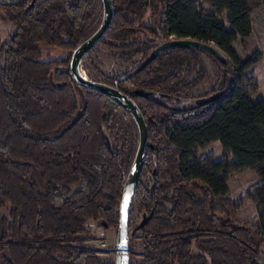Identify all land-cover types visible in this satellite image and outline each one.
Listing matches in <instances>:
<instances>
[{
  "label": "trees",
  "instance_id": "1",
  "mask_svg": "<svg viewBox=\"0 0 264 264\" xmlns=\"http://www.w3.org/2000/svg\"><path fill=\"white\" fill-rule=\"evenodd\" d=\"M93 1L0 2L15 29L0 42V209L7 210L0 218V264H114L78 245L92 237L86 226L99 219L117 231L138 142L132 116L100 92L78 86L69 70L73 50L95 30L89 29ZM112 2L113 19L101 42L138 63L88 77L129 94L148 128L150 145L132 203L147 220L129 240L141 234L143 257L130 264H261L264 100L253 102L247 86L245 72L256 58L240 59L231 45L251 34V13L264 0ZM171 37L214 43L228 54L221 63L218 92L227 88L221 98L198 106L182 96L198 79L188 83L181 74L193 49L162 50L138 69ZM38 43L68 55L40 61ZM214 141L230 161L196 155ZM246 169L259 179L253 225L234 217L235 204L226 196L228 176Z\"/></svg>",
  "mask_w": 264,
  "mask_h": 264
},
{
  "label": "rangeland",
  "instance_id": "2",
  "mask_svg": "<svg viewBox=\"0 0 264 264\" xmlns=\"http://www.w3.org/2000/svg\"><path fill=\"white\" fill-rule=\"evenodd\" d=\"M14 1L17 0H0V2ZM93 2V17L91 23H89L90 31L96 30L102 21V11H100L102 7L101 0H94ZM202 5L205 9H210L207 4L202 3ZM250 18L252 27L251 34L248 37H239L231 47L240 59L246 57L256 58V62L245 72L246 75L251 76V80L247 83V86L251 90L250 99L255 102L264 100V3L254 9ZM14 30L12 24L5 19L4 14L0 11L1 44L9 41ZM101 39L81 60L82 63L80 66L83 67L81 71L87 78H89L88 76L100 78L96 75L97 70H100L104 74L113 75L130 70L137 65V58L131 57L127 52L123 53L122 49L118 47L107 46L105 41L101 42ZM211 44L217 47L214 43ZM37 45L41 51L40 61L57 60L65 58L68 55L64 49L58 46L44 43H38ZM217 48L227 57L228 54L225 51L219 47ZM184 57L186 59L182 61L181 69L183 78L188 83H191L195 78L198 79L194 85H191L182 93V96L195 100L196 98L207 97L218 92V87L222 82L221 71L224 67L221 65V62L212 55L210 56L203 52L198 53V51L189 53ZM196 155L199 158L209 157V162H216L224 157L229 161L231 160L223 152L218 141L209 143L203 148H198ZM258 184L259 179L255 172L249 169L243 170L240 173L230 174L226 181L228 188L226 196L235 204L234 217L249 225H253L258 218V204L253 199L257 192L256 187ZM130 213L129 226L135 227L141 220L142 215L132 205ZM6 214V209H0V218ZM86 230L88 232L87 236L92 234V237H86L78 245L80 247H98L94 240L102 238L106 241V246L102 250L105 253L97 256L101 260L113 261L116 232L113 229L98 225L97 223L87 225ZM142 244L143 238L140 233H137L129 245L131 252L130 263H138L142 260ZM257 259L259 263L264 264V245H261Z\"/></svg>",
  "mask_w": 264,
  "mask_h": 264
},
{
  "label": "water",
  "instance_id": "3",
  "mask_svg": "<svg viewBox=\"0 0 264 264\" xmlns=\"http://www.w3.org/2000/svg\"><path fill=\"white\" fill-rule=\"evenodd\" d=\"M101 3L102 21L98 28L73 50L69 61V70L78 86L95 90L112 99L132 116L137 127V148L122 188V196L119 204L118 225L115 237V249L113 252L114 264H130L131 252L129 249V240L133 237L136 230L142 228L145 225L147 220L146 214L143 213L139 223L132 229L129 227L130 208L133 203L135 190L137 188L145 162L146 149L150 144L148 143V128L147 124L145 123L144 116L132 98L112 85L106 84L103 81H95L85 77L80 71V64L83 56L105 35V32L109 28L113 19L114 7L112 0H101ZM176 47L201 51L203 53L212 55L221 63H225L227 61L225 54H223V52L213 44L190 38H173L163 41L153 48L138 69L140 70L143 68L160 51ZM226 91L227 88L213 93L207 97L196 98L194 103L198 106H202L210 102H215L221 98L226 93ZM106 142L109 146V140L107 138ZM154 174L155 172L153 171V175ZM149 185L151 195L153 196V182H149ZM150 216L151 214L149 217ZM97 224L104 227L108 226L103 219H99Z\"/></svg>",
  "mask_w": 264,
  "mask_h": 264
},
{
  "label": "built area",
  "instance_id": "4",
  "mask_svg": "<svg viewBox=\"0 0 264 264\" xmlns=\"http://www.w3.org/2000/svg\"><path fill=\"white\" fill-rule=\"evenodd\" d=\"M94 241L96 242V244L98 245V247H94V248L88 247V249H84V250L91 251V252H95L98 255L105 253V251L102 252V250H103V247L106 246V241L104 239H102V238L95 239Z\"/></svg>",
  "mask_w": 264,
  "mask_h": 264
},
{
  "label": "flooded vegetation",
  "instance_id": "5",
  "mask_svg": "<svg viewBox=\"0 0 264 264\" xmlns=\"http://www.w3.org/2000/svg\"><path fill=\"white\" fill-rule=\"evenodd\" d=\"M170 39H173V37H171ZM195 51H198V50H195ZM201 51H198V53H200ZM202 53V52H201ZM209 55V54H208ZM211 56V55H210ZM81 66H80V71H81ZM81 73H82V71H81ZM83 74V73H82ZM84 75V74H83ZM85 76V75H84ZM86 77V76H85ZM126 94V93H125ZM127 95H129V94H127ZM130 96V95H129ZM185 99V98H184ZM193 104L194 105H196L195 103H194V100H193ZM130 216V215H129ZM130 227V226H129ZM131 229L133 228V227H130Z\"/></svg>",
  "mask_w": 264,
  "mask_h": 264
},
{
  "label": "bare ground",
  "instance_id": "6",
  "mask_svg": "<svg viewBox=\"0 0 264 264\" xmlns=\"http://www.w3.org/2000/svg\"><path fill=\"white\" fill-rule=\"evenodd\" d=\"M208 43V42H207ZM211 44V43H210ZM83 73V72H82ZM130 169V168H129ZM143 169V168H142ZM142 173V172H141ZM141 177V176H140ZM140 180V179H139ZM138 183H139V181H138ZM138 186V185H137Z\"/></svg>",
  "mask_w": 264,
  "mask_h": 264
}]
</instances>
